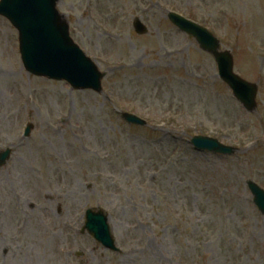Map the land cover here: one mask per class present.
Returning <instances> with one entry per match:
<instances>
[{"label": "rangeland", "instance_id": "rangeland-1", "mask_svg": "<svg viewBox=\"0 0 264 264\" xmlns=\"http://www.w3.org/2000/svg\"><path fill=\"white\" fill-rule=\"evenodd\" d=\"M85 1L58 10L107 73L100 94L27 73L0 16V150L11 148L0 169V264H264V215L246 185L264 189V0H96L91 12ZM168 10L231 52L234 72L258 86L253 112ZM134 17L147 33L133 30ZM196 135L237 151H196ZM86 208L107 212L121 254L81 232Z\"/></svg>", "mask_w": 264, "mask_h": 264}, {"label": "water", "instance_id": "water-1", "mask_svg": "<svg viewBox=\"0 0 264 264\" xmlns=\"http://www.w3.org/2000/svg\"><path fill=\"white\" fill-rule=\"evenodd\" d=\"M0 14L6 17L18 30V44L21 61L26 71L49 79L66 80L75 89H92L101 92L100 73L93 62L69 36L68 23L56 9V0H1ZM169 19L181 31L194 35L204 52H209L218 65L219 77L232 89L233 95L253 112L256 108L257 86L233 73V60L229 51H219V42L204 27L187 21L175 14ZM134 28L142 34L147 30L138 18ZM129 123L144 125L134 115L122 113ZM29 129H27L28 133ZM192 144L198 150H210L231 154L234 148L219 144L216 140L201 136L194 137ZM9 150L0 152V167L6 162ZM254 202L264 214V191L254 182L247 181ZM84 228L105 247L117 250L108 219L102 210L88 209L85 213Z\"/></svg>", "mask_w": 264, "mask_h": 264}, {"label": "flooded vegetation", "instance_id": "flooded-vegetation-1", "mask_svg": "<svg viewBox=\"0 0 264 264\" xmlns=\"http://www.w3.org/2000/svg\"><path fill=\"white\" fill-rule=\"evenodd\" d=\"M90 2H91V1L88 0V3H87L88 6H89Z\"/></svg>", "mask_w": 264, "mask_h": 264}]
</instances>
